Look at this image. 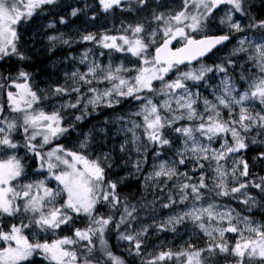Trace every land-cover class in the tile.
I'll return each instance as SVG.
<instances>
[{"label": "snow or ice", "instance_id": "snow-or-ice-1", "mask_svg": "<svg viewBox=\"0 0 264 264\" xmlns=\"http://www.w3.org/2000/svg\"><path fill=\"white\" fill-rule=\"evenodd\" d=\"M59 3L0 0V264H129L112 250L113 231L139 264H264V220L255 217L264 213V175L256 170L264 171V0H97L103 13L136 19L121 21L117 34L89 32L80 41L132 59L101 64L86 49L79 57L86 70L66 71L63 83L41 88L20 26ZM88 7H72L70 15ZM217 20L226 31L210 34ZM234 37L220 62H205ZM47 39L49 52L56 42L73 43ZM202 87L211 88V99ZM124 101L137 108L116 118L124 134L118 148L93 155L92 130L74 148L60 142L98 109ZM169 151L175 158H165ZM26 156L43 179L29 178ZM141 176L153 199L142 196L137 207L120 189ZM157 206L171 211L136 226L141 209ZM186 224L202 234L203 247L161 242L149 250L150 230L176 234Z\"/></svg>", "mask_w": 264, "mask_h": 264}, {"label": "rangeland", "instance_id": "rangeland-1", "mask_svg": "<svg viewBox=\"0 0 264 264\" xmlns=\"http://www.w3.org/2000/svg\"><path fill=\"white\" fill-rule=\"evenodd\" d=\"M178 3V0H175ZM90 5L84 12L79 14L76 17H72L70 15V11L72 7H81L84 5ZM55 9V13L59 14L58 18L52 16V11ZM95 15V19H91V17ZM146 15V13H145ZM60 17H64L68 22L66 24L59 23ZM136 17L132 13L115 11L114 13L107 14L100 11L97 0H60V3L56 6L47 9L43 13H39L32 18V20L27 23H22L20 26L21 37L24 42V50L27 51L33 58L40 57L41 59L51 58L53 62L46 65L43 68V74L36 73V82L41 88H47L57 83H63L64 72H70L77 68L81 71L86 70V65L79 64V57L86 49H91V56H94L101 64H107L111 59L113 64H118L123 61L125 64L129 62L130 57H125L119 53H112L111 57H109L108 50L102 49L99 46L95 45L91 42H83L80 41V36L82 34H87L89 32L97 33L98 35L106 30H110L111 34H117V29L120 27L121 21L125 22H134ZM50 23H54L55 26L49 28L48 25ZM67 31V32H66ZM71 31V33H70ZM226 31V29L218 23V20L213 23L210 34H220ZM50 35L60 36L63 35L65 39H70L73 41L71 45H64L62 43L56 42L55 51L49 52V41L47 39ZM39 42V44H38ZM42 43V44H41ZM45 44V45H44ZM235 44V37L233 38L231 44L227 48H223L221 51L217 53V57H211L213 61L206 60L205 62L208 64H212L214 62H220V60L228 53L231 46ZM39 45V46H38ZM42 46V47H41ZM61 48V49H60ZM42 55H41V53ZM103 51L105 53L104 56H100L99 53ZM46 52V53H45ZM54 52V53H53ZM56 52V53H55ZM38 55V56H37ZM75 57L76 59H68L69 56ZM239 69H237V73ZM212 86H215L219 83V79L215 76L209 81ZM201 92L204 96H208L211 99V88L202 87ZM52 101L49 102V104ZM122 105V106H121ZM127 105V109H126ZM123 108V109H122ZM137 108V103L133 101H124L119 106L115 108H104L102 110H97V113H93L89 116L83 123L78 125H82L86 123L89 119L94 116H98V122L96 126L88 127L87 129H81L80 126H77L75 131H71V135H68L66 138L61 140V143H64L66 147L74 148L78 145L79 141L83 139V135L90 130L93 131L94 136V144L92 147L93 155H98L100 151H108L112 148H118L119 144L124 139V134L119 131L120 124L117 122L116 118L118 116H125L130 112L135 111ZM75 112V110H72ZM75 114H79V112H75ZM105 121H108L105 123ZM100 128H106L107 132H100ZM20 138L19 136L17 137ZM178 143V142H177ZM100 146L104 147V150L99 149ZM114 155H118V152H114ZM20 155H25L24 150L21 149ZM167 157H174V154L169 151L167 153ZM28 176L30 179H43L45 174L37 173L34 171L36 167V161L29 157H25ZM153 162V156L149 153V165ZM150 167L145 168V173L150 171ZM181 171L188 170V166H180ZM126 174V173H125ZM124 174V175H125ZM123 176V175H122ZM135 179L129 178L128 180ZM195 179V176H194ZM142 181V176L140 178ZM50 186H55L54 181H50ZM171 187V184H169ZM207 195V194H206ZM184 206L181 205L180 208ZM166 213L161 215L160 217H156V219H162L166 217L171 210L165 209ZM102 213H106V208H100ZM256 219L261 220L258 216ZM154 219V218H153ZM153 219L140 216V219L137 221V225L140 223L149 224L153 222ZM61 234H71V230L64 229ZM149 240H148V248L152 249V246L155 244H160L163 242L165 245L172 247L173 249H178L180 245H186V242L190 241L195 244L197 247L204 246V237L201 235L197 236L191 224L181 225L178 228V233L174 234L171 232H164L160 234H156L154 230H150L149 232ZM230 239H234V237H229ZM114 240V245H112V241ZM109 241L112 247L113 252L116 249L125 248L124 243L119 241L116 237V233H111L109 235ZM153 242V243H152ZM39 264V262H38ZM218 264V259H217Z\"/></svg>", "mask_w": 264, "mask_h": 264}, {"label": "trees", "instance_id": "trees-1", "mask_svg": "<svg viewBox=\"0 0 264 264\" xmlns=\"http://www.w3.org/2000/svg\"><path fill=\"white\" fill-rule=\"evenodd\" d=\"M52 16L55 18H58V16H59V14L55 13V9L52 11ZM211 57L216 58L217 55H213ZM40 59H41L40 57L33 58L32 68L35 71H37L38 73L43 74V67H46V65H48L49 63H51L53 61L51 58H46L45 60L44 59L40 60ZM208 60L213 61L212 59H208ZM97 117L98 116H94L91 119H89L86 123H84L82 125H78V126H80L81 129L82 128L87 129L88 127L99 125V124H96L99 121ZM68 135H71V133H69ZM99 149L104 150L105 148L100 146ZM255 154L256 153L253 150H250L245 154L246 158L249 159L250 163L252 162V158L255 156ZM256 170L259 171L261 175H264V171H261V166L257 165ZM119 171H120V175L125 174V170L121 169ZM120 192H121L122 196L127 197L128 200L130 201V203L136 204L137 207H139V202L141 201L142 196L146 195V199L144 200L145 203L147 201H151L153 199V195L151 194V190H149L147 193H145V189H144L142 181L140 179L127 180L126 183L124 185H122ZM160 195H163V194L161 193ZM207 195L212 196L211 193H207ZM212 198L217 199L214 196H212ZM220 199H222L224 203H231L233 205V207H236L241 212L244 211L243 206L239 205L237 202L230 201L228 198H220ZM165 213H166L165 209L161 210L157 206L155 212L151 211L150 209L148 211L141 209L139 216H143V217L153 219L156 217H160L161 215H164ZM255 215L258 216L261 220H264V213L257 211L255 213ZM82 224H83V222H81V224H78L77 226H82ZM112 233H115V232L113 231ZM113 243H114V240L112 241L111 244L114 245ZM114 253H116L117 255L123 256L126 260H128L129 264H139L138 258H133V257L128 256L126 251H125V248H123L122 250L116 249V251ZM217 259H218V264H224V258H217Z\"/></svg>", "mask_w": 264, "mask_h": 264}, {"label": "bare ground", "instance_id": "bare-ground-1", "mask_svg": "<svg viewBox=\"0 0 264 264\" xmlns=\"http://www.w3.org/2000/svg\"><path fill=\"white\" fill-rule=\"evenodd\" d=\"M67 32V31H66ZM70 33H71V31H70ZM38 44H39V42H38ZM42 44V43H41ZM45 45V44H44ZM39 46V45H38ZM42 47V46H41ZM56 49V48H55ZM61 49V48H60ZM44 52V51H43ZM42 52V53H43ZM40 53H41V51H40ZM42 53H41V55H42ZM46 53V52H45ZM51 53V52H50ZM54 53V52H53ZM56 53V52H55ZM52 54V53H51ZM38 56V55H37ZM38 58V57H37ZM36 60V59H35ZM34 60V61H35ZM41 60V59H40ZM36 62V61H35ZM42 62V61H41ZM46 62V61H45ZM38 64V63H37ZM50 64V63H49ZM44 68V67H43ZM46 69H47V67H46ZM39 70V69H38ZM36 73H37V71H36ZM122 106V105H121ZM123 109V108H122ZM126 109H127V105H126ZM153 243V242H152Z\"/></svg>", "mask_w": 264, "mask_h": 264}, {"label": "water", "instance_id": "water-1", "mask_svg": "<svg viewBox=\"0 0 264 264\" xmlns=\"http://www.w3.org/2000/svg\"><path fill=\"white\" fill-rule=\"evenodd\" d=\"M207 59V57L205 58V60Z\"/></svg>", "mask_w": 264, "mask_h": 264}]
</instances>
